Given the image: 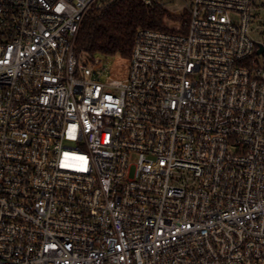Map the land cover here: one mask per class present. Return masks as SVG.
I'll use <instances>...</instances> for the list:
<instances>
[{
	"label": "built area",
	"instance_id": "built-area-1",
	"mask_svg": "<svg viewBox=\"0 0 264 264\" xmlns=\"http://www.w3.org/2000/svg\"><path fill=\"white\" fill-rule=\"evenodd\" d=\"M114 1L0 0V264H264V0H159L120 81Z\"/></svg>",
	"mask_w": 264,
	"mask_h": 264
},
{
	"label": "trees",
	"instance_id": "trees-1",
	"mask_svg": "<svg viewBox=\"0 0 264 264\" xmlns=\"http://www.w3.org/2000/svg\"><path fill=\"white\" fill-rule=\"evenodd\" d=\"M159 0L146 6L144 0H116L100 13L93 10L84 20L76 43L79 57L97 53L129 56L136 31L158 27Z\"/></svg>",
	"mask_w": 264,
	"mask_h": 264
},
{
	"label": "rangeland",
	"instance_id": "rangeland-1",
	"mask_svg": "<svg viewBox=\"0 0 264 264\" xmlns=\"http://www.w3.org/2000/svg\"><path fill=\"white\" fill-rule=\"evenodd\" d=\"M165 1V6L167 7V10L172 12L180 10L185 5L183 0H175L174 2L171 0ZM260 16L264 19V10L260 12ZM261 31L263 30L261 29ZM255 39L263 41L264 36H255ZM93 57L94 59L100 60L101 66L105 68V71L102 73L101 76L102 80H105L108 77L119 81L127 78L131 62L128 56H124L121 53L117 52L115 54L97 53Z\"/></svg>",
	"mask_w": 264,
	"mask_h": 264
}]
</instances>
